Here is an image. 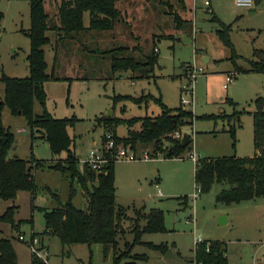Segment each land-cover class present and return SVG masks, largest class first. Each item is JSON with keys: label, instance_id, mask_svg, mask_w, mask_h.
I'll return each instance as SVG.
<instances>
[{"label": "rangeland", "instance_id": "rangeland-1", "mask_svg": "<svg viewBox=\"0 0 264 264\" xmlns=\"http://www.w3.org/2000/svg\"><path fill=\"white\" fill-rule=\"evenodd\" d=\"M59 2L45 0V9L54 21ZM186 2L192 6V24L183 31L173 28L172 18L164 10L158 11L154 7L148 10L144 0H138L135 5L128 6L131 11L124 19L126 23L119 22L112 32L96 34L102 50L127 46L148 54L153 40L159 53L158 66L153 75L147 79H133V74L128 71L116 74L114 80H75L70 85L66 81L52 82L45 86V110L54 118L73 116L77 119L69 133L75 141V153L82 160L94 146L100 147L104 133L100 119L109 112L114 117L125 119L156 117L161 113L157 100H161L167 108L173 110L181 105L195 117L214 116L216 120L195 119L192 125L184 126L177 133L178 140L184 134L192 140L191 150L186 151L181 159L154 156L152 146L139 144L135 151L140 155L148 150L153 158L148 161H117L114 164L115 203L128 209V218L123 221L125 236L119 239V250H124L125 243L134 241V235L129 231L133 227L134 210L144 208L148 212L159 209L165 214L166 231L143 234L142 243L135 245L131 254L146 259L137 260L136 264H192L196 236L202 241L225 244L228 264H264V200L231 206L217 204L216 195L227 185L214 184L208 193L196 191V164L191 160L192 155L197 160H206L252 157L255 153L250 114L255 110L253 101L264 97V75L235 73L229 59L233 49L239 57L236 63L249 70L248 61L253 50L264 51V0L255 1L253 15L247 9L236 7L233 0ZM0 12L3 14L0 25V77L2 73L8 77H28L26 56L29 39L25 35L30 28L28 1L0 0ZM215 17L222 24L231 26L229 39L232 49L224 46L219 39L217 31L221 28L219 22L213 20ZM85 21L88 23V17ZM47 35L51 39L54 37L53 33ZM160 36H171L172 40H158ZM184 37L189 44L184 42ZM44 54L47 73H50L54 57L52 46H45ZM133 54L136 55L135 52ZM193 65L203 68L204 72L194 83L193 103L182 105L180 89ZM71 72L78 74L77 69ZM226 73H231L234 80L225 90ZM116 95L131 96L137 104L119 101L113 105L112 97ZM3 98L4 85L0 82V100ZM226 99L234 102L236 107L233 108ZM42 111V107L34 101L33 113L40 115ZM234 111L239 114V121L230 118ZM2 120L14 135L10 157L17 155L32 163L30 158L33 156L51 163L53 155L40 137L32 140L24 117L12 115L6 108ZM232 127L235 128L234 140L228 132ZM131 129L138 131L140 124ZM17 130L24 131L18 133ZM127 131V126L121 125L114 133L122 140ZM33 173L37 186L34 200L29 192H21L14 201H0V218L9 206L17 207L13 226L0 220V238L12 240L17 264H31L32 255L26 242L32 233L40 235L38 238L48 253L45 257L48 264H111L112 251L105 258L101 245L73 244L63 247L56 237L43 234V215L33 206L52 210L58 206V201L67 202L70 181L52 169H38ZM74 187L76 194L72 203L82 209L84 200L80 188L77 185ZM46 188L56 192L58 197L49 195ZM193 194L197 195L195 199ZM227 213L229 223L221 225L219 218ZM28 220H32L31 225L25 223ZM19 236H23L25 242L19 241ZM147 244L166 246L167 252L162 254Z\"/></svg>", "mask_w": 264, "mask_h": 264}, {"label": "trees", "instance_id": "trees-1", "mask_svg": "<svg viewBox=\"0 0 264 264\" xmlns=\"http://www.w3.org/2000/svg\"><path fill=\"white\" fill-rule=\"evenodd\" d=\"M27 1L30 9V28L25 35L29 39V52L26 56L29 75L25 78H15L2 73L0 77V82L4 85V98L0 100V201H14L21 192H29L34 200L37 186L33 172L38 169L55 170L70 181L69 199L65 203L58 201V206L52 210L33 206V209L43 215V234L56 237L63 247L73 244H85L89 247L101 245L105 258L112 251L111 264H136L137 260L146 259L144 256L131 254L134 246L142 243L143 234L166 231L164 212L159 209H151L148 212H145L144 208L135 209L133 227L129 230L134 235V241L125 243L124 250H119V239L125 236L123 221L128 218V209L115 203V163L106 164L99 172L92 171L87 165H79L80 158L74 150L75 141L69 133L77 119L73 116L54 118L45 110V84L66 81L70 85L75 80H114L116 74L128 71L133 74V79H147L153 75L158 66L159 54L153 40L148 54L141 49L132 50L127 46L102 50L97 42L96 34L112 32L116 24L125 22L124 19L129 10L131 11L128 6L135 5L138 0H60L55 21L45 9V0ZM144 3L148 10L153 7L158 11L164 10L166 15L171 16L173 28L179 31L192 24L193 10L186 0H144ZM85 17H88L87 25ZM2 19L3 14L0 12V25ZM213 20L219 22L216 17ZM219 25V39L224 46L232 49L229 39L231 26L221 22ZM48 33L54 34L53 43ZM157 38L172 40L171 36ZM47 45L52 46L54 52L50 73H47L48 65L44 54V47ZM236 59L239 57L232 49L229 60L235 73L264 75L263 50H253L252 58L248 61L249 70L239 66ZM74 69L78 70V74L71 72ZM34 101L42 107V114L33 113ZM119 101L136 103V99L128 95L112 97L113 105ZM226 102L233 108L236 107L234 102L227 99ZM157 103L161 113L156 117L125 119L104 116L100 119L104 128L103 135L110 131L118 143L128 145L134 151L139 144L149 145L153 148L154 156L181 159L186 151L191 150L192 140L188 136L189 144L182 146L176 138L177 133L184 126L192 125L195 119L216 120L212 115L195 117L181 105L172 110L161 103V100H157ZM253 105L255 110L250 115L255 154L252 157L198 159L196 163L194 182L199 193H208L214 184L227 185L226 189L216 195L217 204L230 206L256 199L264 200V97H257ZM6 108L12 115L18 116L20 113V116L25 118L32 137L35 131L41 135L54 157L51 163L37 160L33 156L30 158L32 163L18 156H9L14 144V135L10 128L3 124L2 116ZM230 118L239 121V114L234 111ZM138 123L140 129L132 130ZM121 125L128 128L123 141L114 133ZM228 132L234 140L235 128H230ZM74 185L80 188L84 200L82 209L72 203L76 194ZM46 191L52 197H58L57 193H52L49 188H46ZM183 200L187 201L186 198ZM16 210V206H9L0 220L13 226ZM25 223L31 225L32 220ZM38 236L40 235L32 233L26 242L28 248L30 240ZM20 237L23 236H19L18 240L25 242V238L21 240ZM147 246L162 254L167 252L166 246ZM41 249H44L42 245ZM193 253L196 264H228L225 245L218 241H202L195 245ZM31 255V264H48ZM0 264H17L12 240L8 238H0Z\"/></svg>", "mask_w": 264, "mask_h": 264}, {"label": "built area", "instance_id": "built-area-1", "mask_svg": "<svg viewBox=\"0 0 264 264\" xmlns=\"http://www.w3.org/2000/svg\"><path fill=\"white\" fill-rule=\"evenodd\" d=\"M233 3L238 8L251 9L255 5V0H233ZM203 72V68L193 65L190 72L187 74L186 81L181 87L180 103L182 105H189L193 103L192 98L194 94V83L196 82L197 77L203 74ZM231 83H233L232 74H226L225 83L223 85L224 89L226 90ZM189 100L191 103L189 102ZM151 158L153 157L148 150H145L139 155L131 147L124 146L123 144L118 143L115 140L113 133L107 131L103 135V138H101L100 147L97 148L94 146L87 154L85 159L82 160L80 158V164L87 165L94 172H99L106 164L110 162L116 163L117 161H148ZM191 160L195 164L198 161L195 155L191 156ZM196 191H198L197 187ZM196 197L197 195L193 194V199H195ZM20 239L23 240V237H20ZM201 242L202 240L200 239V237L196 236L194 245H197ZM41 245V240H39L38 238H33L32 240H30V253L37 258L47 262L45 257H47L48 253L45 249H41ZM192 264H196L194 257L192 260Z\"/></svg>", "mask_w": 264, "mask_h": 264}, {"label": "crops", "instance_id": "crops-1", "mask_svg": "<svg viewBox=\"0 0 264 264\" xmlns=\"http://www.w3.org/2000/svg\"><path fill=\"white\" fill-rule=\"evenodd\" d=\"M256 1V0H255ZM57 8V7H56ZM254 8V7H253ZM253 8H251V9H247L249 12H250V15H253L254 14V9ZM57 10V9H56ZM57 12V11H56ZM87 24V22L85 21V25ZM51 39V38H50ZM51 41H54V37H53V39H51ZM206 61H207V59H206ZM49 83H52V82H48V83H46L45 84V86L47 85V84H49ZM111 116H113V113H112V115ZM22 131H24V130H17V132L19 133V132H22ZM103 135V134H102ZM117 135V134H116ZM36 136H38V137H40V138H42L41 137V135L39 134V133H37L36 131H35V133H34V137H32V134H31V138H32V140H33V138H35ZM102 137V136H101ZM43 141H44V139H42ZM44 143V146L46 147V148H48V145H47V143L44 141L43 142ZM255 154V153H254ZM247 202H253V200L252 201H246V202H241L240 204H243V203H247ZM238 205V204H237ZM231 206V205H230ZM227 215V216H226ZM225 216H226V223L225 224H227V223H229V215H228V213L226 214ZM228 218V219H227ZM225 245V244H224ZM262 245H264V243H262ZM225 252H226V246H225ZM227 258V257H226ZM227 261H228V258H227ZM253 264H256V263H253Z\"/></svg>", "mask_w": 264, "mask_h": 264}, {"label": "water", "instance_id": "water-1", "mask_svg": "<svg viewBox=\"0 0 264 264\" xmlns=\"http://www.w3.org/2000/svg\"><path fill=\"white\" fill-rule=\"evenodd\" d=\"M184 42H186L187 44L190 43L189 40L187 39V37H184ZM111 115H112V113L109 112L107 115H105V117L108 118V117H111ZM18 116H20V113H18ZM180 142H181V145H182V146H186V145L189 144L190 139H189V137H188L187 135L184 134V135L181 137ZM15 156H17V155H15ZM18 197H19V195H17V198H18ZM219 223H220L221 225L225 224V223H226V216H221V217L219 218Z\"/></svg>", "mask_w": 264, "mask_h": 264}]
</instances>
